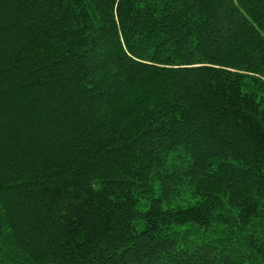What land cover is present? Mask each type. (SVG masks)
<instances>
[{"label": "trees", "instance_id": "obj_1", "mask_svg": "<svg viewBox=\"0 0 264 264\" xmlns=\"http://www.w3.org/2000/svg\"><path fill=\"white\" fill-rule=\"evenodd\" d=\"M0 264H264V0H0Z\"/></svg>", "mask_w": 264, "mask_h": 264}]
</instances>
